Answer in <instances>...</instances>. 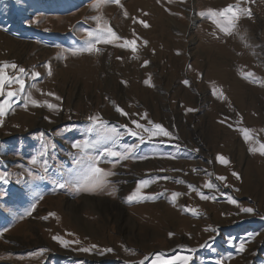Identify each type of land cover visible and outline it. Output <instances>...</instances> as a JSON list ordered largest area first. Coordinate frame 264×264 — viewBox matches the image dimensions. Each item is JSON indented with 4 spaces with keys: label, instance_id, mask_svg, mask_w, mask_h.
Masks as SVG:
<instances>
[{
    "label": "rangeland",
    "instance_id": "rangeland-1",
    "mask_svg": "<svg viewBox=\"0 0 264 264\" xmlns=\"http://www.w3.org/2000/svg\"><path fill=\"white\" fill-rule=\"evenodd\" d=\"M237 4L251 16L226 36L206 13ZM120 5L0 0V68L24 81L23 91L16 83L6 88L17 95L0 124V176L7 180H0V264H168L184 256L189 264H264V156L249 151L264 143V0ZM97 16L121 39L73 54L88 46ZM125 40L135 41V52ZM11 64L17 69L4 67ZM29 97L57 107H33ZM91 116L100 117L95 126ZM132 121L160 124L172 139L149 141ZM104 124L144 135L135 156L147 159L113 166L102 157L98 166L115 173L104 190L55 188L75 182L81 170L72 144L105 135ZM241 129L249 130L248 142ZM138 143L125 134L89 155ZM141 180L149 183L129 202Z\"/></svg>",
    "mask_w": 264,
    "mask_h": 264
},
{
    "label": "snow or ice",
    "instance_id": "snow-or-ice-1",
    "mask_svg": "<svg viewBox=\"0 0 264 264\" xmlns=\"http://www.w3.org/2000/svg\"><path fill=\"white\" fill-rule=\"evenodd\" d=\"M107 3H114L117 6L120 5V0H105ZM183 2V0H181ZM122 7V6H121ZM125 16H127V13H124ZM201 15H205V13H202ZM210 19H212V23L219 28V30L224 33V35H231L232 32L237 28V22L243 15L251 16V12L247 9H242L239 7V5H229L219 11L209 9L206 13ZM97 22V28L95 31L89 30L87 35L89 37L88 46L86 48H80V49H73V54H76L77 52H84L87 51L89 53L94 51H99V49L96 48V45L99 43L104 44H110L114 40L121 39L118 37L113 30L110 27H107L106 24H104L101 20V17L97 16L95 18ZM135 22V21H134ZM143 23V22H141ZM144 27H148L146 23H144ZM124 45H127L131 48L133 52L136 51V43L135 41H124ZM148 61H145V65H147ZM4 67H11L12 69H17V65L11 64V65H4ZM190 67V66H189ZM19 72L23 74L25 72V69L20 68ZM253 74L251 72L247 73L246 76H252ZM33 78H37L39 76V73H32ZM16 83L20 86V91H23L24 88V81L20 79L19 77L15 78V80L12 77H5L3 68H0V124L3 123V117L6 114V110L10 109L12 106V101L16 97L17 92L16 91H6V88H11L12 84ZM146 85H150L149 80H145L144 82ZM185 84L188 83V81H184ZM215 95V91L213 93ZM48 95H54L52 93H49ZM31 104L33 107H47L50 110L56 109V105L54 104H41L39 101L35 99H31L29 97ZM56 99H59V97H56ZM28 100H25V107H27ZM7 106V108H6ZM116 111L120 113L121 116L127 115L122 109L119 107L116 108ZM188 112L194 111V109H187ZM146 115V114H145ZM89 120L92 122V124L95 126L96 122L100 120L99 116H91L89 117ZM133 124H135L137 129H142L144 133H147L148 140L151 141L153 135L167 137L169 139H172L170 136V133L160 124H152L151 121H148L151 127H144L143 125L139 124L137 121H132ZM102 127L105 128V135L100 136L98 139L89 140L87 138H84L82 140L76 141L72 144V148L77 150V152L80 155V160L78 163L81 166L80 172L77 174V179L75 182H69V183H59L54 182L55 188L57 189H65L68 187L75 188L77 192L81 190H104L108 187V180L107 177L110 175H114L115 173L112 172H106L104 169L99 167V163L101 162V158H107L113 163V166H115L116 163L122 160L127 159H147L146 156L142 157H136L135 151L137 148L140 147L141 144H144L145 136L139 135L136 131L127 128L126 126H121L124 128V133H121L117 131L116 129H107L106 124L102 125ZM94 129L90 128L89 132H92ZM241 132L243 134V137L246 142L249 141L250 135L248 129H241ZM133 136L136 137L139 140L138 144L132 145V146H125L122 151L117 150L115 147H106L103 149V151L95 156L89 155L92 149H95L97 144L101 143L102 140H110L114 145L118 143V141L122 138L123 135ZM257 144L259 147H251L249 149L250 153H259L260 155L264 156V143H260L257 141ZM178 147V145L174 146ZM45 155V152H41L40 156ZM217 160L221 164H227L228 161L222 156L218 155ZM30 163L32 165H35L37 163V158L33 157L30 160ZM234 176H236V173H233ZM238 178V177H237ZM219 180H223L224 177H217ZM0 180H3V182L7 183V180L0 176ZM149 181L147 180H141L138 182L137 187L135 191L131 193V195L128 196L127 200L129 202L139 199V194L141 192V189L143 186L147 185ZM191 187V186H190ZM205 187L208 189H213V185L211 183L205 184ZM115 191V189H113ZM111 194V193H109ZM203 200L210 199L209 196L204 195L203 193H198ZM179 193H173V196H178ZM42 198V197H41ZM150 198V197H149ZM228 202L231 204H236V201L232 198H228ZM36 207L35 203L31 205V210H34ZM31 210L27 213L28 215H31ZM242 212L252 214L253 209L252 208H242ZM171 235V234H170ZM54 240H57L62 245L65 243L62 240H59L58 237H53ZM75 243H79V241H75ZM93 248L96 246L93 245ZM82 252H90L89 248H81L79 249ZM237 252L243 253L245 249V242H241L237 246ZM106 251H112L111 249H107ZM101 255L104 254V252H100ZM147 259V257L145 258ZM192 259L191 256H184V257H177V259H174L172 261H169L168 264H177V260H181L182 264H189V261ZM140 264H144V261H141ZM153 264H157L156 261H153ZM163 264V262H161Z\"/></svg>",
    "mask_w": 264,
    "mask_h": 264
}]
</instances>
